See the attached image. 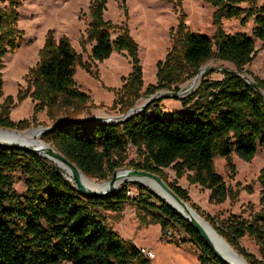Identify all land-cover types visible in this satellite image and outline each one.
I'll return each instance as SVG.
<instances>
[{
	"label": "trees",
	"instance_id": "16d2710c",
	"mask_svg": "<svg viewBox=\"0 0 264 264\" xmlns=\"http://www.w3.org/2000/svg\"><path fill=\"white\" fill-rule=\"evenodd\" d=\"M23 0H0V97L2 96V58L16 46L15 9ZM215 8L213 21L239 19L252 21L250 36L228 34L219 27L209 37L187 30L182 22L172 32V45L163 61L156 64L155 84L143 93L142 70L137 44L123 31L111 39L115 28L103 20L106 0L91 3V22L87 43L92 44L90 57L103 61L112 52H125L131 71L123 78L118 111L125 114L143 96L160 91L178 92L199 68L211 60L230 63L235 71L224 70L220 80H208L215 73L209 69L199 79L193 92L174 98L181 104L178 112H164L163 98L152 100L146 108L123 122L104 124L91 117L78 118L67 110L84 105L88 96L75 87L77 66L89 71L66 38L54 43L48 38L38 53L36 65L25 75L26 88L17 100L29 97L34 102L30 120L13 122L11 96L0 104V128L22 131L45 111L50 129L40 139L70 160L88 178L107 181L122 167L158 175L181 200L188 203L187 190L176 180L169 182L164 169L170 168L175 179L186 173L189 184L207 190L208 202L220 205L232 199L223 178L214 171L217 157L231 155L250 162L257 149L264 154V79L248 82L242 76L257 50L254 39L264 49V0H205ZM245 4L247 7H240ZM61 113V114H58ZM128 146L135 149L138 160L126 162ZM126 162V163H125ZM233 169V166L230 167ZM23 176L25 191L17 194L12 176ZM264 178V171L261 172ZM264 184V182H263ZM135 194L130 195V188ZM145 223L180 230L187 238L171 243H189L199 264H225L205 244L195 229L162 198L138 182H125L105 198H87L77 192L57 168L44 157L27 150L0 148V264H151L139 248L119 237L107 224L103 212L121 214L127 204ZM260 209L243 218L229 215H204L193 210L241 256L247 264H264V196ZM167 238V237H165ZM247 238L257 249L247 251L240 240Z\"/></svg>",
	"mask_w": 264,
	"mask_h": 264
},
{
	"label": "rangeland",
	"instance_id": "374dc122",
	"mask_svg": "<svg viewBox=\"0 0 264 264\" xmlns=\"http://www.w3.org/2000/svg\"><path fill=\"white\" fill-rule=\"evenodd\" d=\"M94 0H23L15 9L17 16L16 27L21 32L13 51L8 50L2 58V96L0 104L7 96H11L15 106L11 108L9 118L13 122L30 120L33 114L34 102L27 97L17 100L20 89L26 88L25 75L38 61V53L48 38L54 43L66 38L75 53L80 56L81 62L89 71L77 66L74 76L75 87L88 96L84 105H77L67 110L69 114L78 118L95 117L105 120L101 116L117 117L121 115L119 108L120 89L123 78L131 71V60L125 52H112L109 58L99 62L90 57L92 44L87 43V29L91 22V3ZM103 20L115 26L111 31L114 40L120 32L126 31L137 44V57L142 70L143 89L155 84L156 64L165 59L172 45V32L182 22L188 31L212 37L218 27L225 33H245L250 36L252 21L245 25L239 19H221L220 25L215 26L213 14L215 8L205 0H106ZM240 7L246 8L245 4ZM257 53L252 61L243 67L242 76L248 81L264 79V49L261 43L254 39ZM204 66L215 71L208 76V80H220L224 70L235 71L232 64L219 60H211ZM193 78L180 86L182 90L192 82ZM195 89V88H194ZM191 90V92L194 91ZM183 91V90H182ZM164 92V91H162ZM264 97V90L260 91ZM159 94L157 92L154 95ZM151 96L143 95L135 106L146 103ZM161 99V98H160ZM164 112L180 111L181 104L173 97H165L159 103ZM58 114H61L58 112ZM103 114V115H102ZM108 120V119H106ZM51 120L45 111L36 114V121L22 131L35 130L39 127L48 128ZM3 129V128H2ZM7 130V129H5ZM9 130V129H8ZM17 131V130H14ZM21 132V131H20ZM41 136V135H40ZM41 140V139H40ZM126 162L137 161L135 149L128 146ZM125 162V163H126ZM233 166V169L230 167ZM122 167L120 169H126ZM214 171L219 174L234 197L227 199L220 205L208 202L207 190L198 185L189 184L186 173L175 179L174 172L164 169L169 182L176 180L177 184L187 190L190 206L195 205L204 215H217L221 219L229 215H249L260 209L259 198L264 196V154L257 149L254 158L245 162L235 155L229 160L217 157L213 160ZM128 169V168H127ZM112 176V175H111ZM108 177V180L111 178ZM13 189L17 194L25 191L23 176L16 173L12 176ZM96 182L95 179H91ZM135 189L130 188V195ZM108 226L123 240L135 247L144 246L154 254L151 264H195L192 247L189 243H171L168 241L184 240L187 236L180 230L173 231L170 238L162 235L159 224L145 223L135 211L133 204H127L121 214L103 212ZM240 244L247 251L257 252L254 244L244 238ZM179 246V247H177ZM60 264H70L62 262Z\"/></svg>",
	"mask_w": 264,
	"mask_h": 264
},
{
	"label": "water",
	"instance_id": "95a60500",
	"mask_svg": "<svg viewBox=\"0 0 264 264\" xmlns=\"http://www.w3.org/2000/svg\"><path fill=\"white\" fill-rule=\"evenodd\" d=\"M210 68H207L206 66H202L201 68H199V70L197 71V74L193 77V87L196 88V86L199 83V79H198V75L200 73V71L202 70L204 73L207 72ZM251 82V81H248ZM190 93V91H182L181 89L174 93L171 91H160L159 94L157 95H152L146 103H143L141 105L138 106H134L133 108H131L130 110H128L125 114H121L117 117H112L110 120H100L98 118L95 117H91L93 119L99 120L100 122L104 123V124H116L119 122H123L124 120L128 119L130 116L135 115L141 111H143L147 104L149 102H151L152 100H158L160 98H165V97H173V98H183L185 96H187ZM2 129V128H1ZM48 129H50V127L48 128H43V127H39L35 130L39 131V134H43L45 131H47ZM13 131V130H12ZM40 142L44 145H46L47 147V152L46 154H41L39 151H37L35 148H29L23 145H15V144H7V143H3L0 142V148H11V149H17V150H27V151H32L42 157H44L45 159H47L51 164L54 165L53 160L61 163L62 165L66 166L71 174L73 183H70L77 192H79L80 194H82L84 197L87 198H105L106 196H108L109 194L113 193L114 191L117 190V187H114V183L115 180L119 177L118 176V172H122L124 175H126L128 178V180L124 181L125 182H138L142 185H145L144 183H142L140 180H137L135 178H148V179H152L154 180L157 185L159 186V188L164 191L170 198L171 201L174 202V204H178L181 205L183 208H187L189 207L192 211L195 212V210H193L191 208V206H189L186 202H184L183 200H181L179 198V196H177V194L175 192H173V190H171V188L158 176L155 175L153 173L150 172H145V171H138V170H133V169H117L113 172L107 186L101 188V189H97V190H92V189H88L86 188L83 183L81 182V176H85L78 168L75 164H73L70 160H68L67 158H65L63 155H61L58 151H56L54 148H52L51 146L45 144L44 142H42L40 140ZM57 170L61 173L59 167H57L56 165H54ZM62 174V173H61ZM63 175V174H62ZM64 177V176H63ZM86 177V176H85ZM122 183V184H123ZM147 186V185H145ZM150 190H152L149 186H147ZM153 191V190H152ZM154 192V191H153ZM155 194H157L156 192H154ZM157 196H159L160 198H162L160 195L157 194ZM163 199V198H162ZM169 206H171L182 218H184L187 222H189V224L195 229V231L199 234V236L204 240L205 244L209 247V249L213 252L214 256L217 257L219 260H221L222 262H224L225 264H234L232 262H229L227 259H225L213 246V244L211 243V241L209 240V238L207 237V234L205 232V230L203 229V227L197 223L196 221L190 220L188 218H186L185 216H183L170 202L166 201L165 199H163ZM196 213V212H195ZM197 214V213H196ZM198 215V214H197ZM199 216V215H198ZM206 224H208L210 226V224L208 222L205 221ZM211 227V226H210ZM219 236V235H218ZM221 240L224 242V244H226L229 248H231L227 242L221 237ZM232 249V248H231ZM235 252V251H234ZM237 254V253H236ZM238 255V254H237ZM239 256V255H238ZM241 257V256H240ZM241 259L246 262L242 257Z\"/></svg>",
	"mask_w": 264,
	"mask_h": 264
},
{
	"label": "bare ground",
	"instance_id": "6f19581e",
	"mask_svg": "<svg viewBox=\"0 0 264 264\" xmlns=\"http://www.w3.org/2000/svg\"><path fill=\"white\" fill-rule=\"evenodd\" d=\"M204 74V72L201 70L198 79ZM193 80L190 84H188L186 87H184L182 90L183 91H191L194 89L193 87ZM103 115V114H102ZM111 116H101L103 119H108ZM0 142L7 143V144H15V145H23L29 148H35L37 151H39L41 154H46L47 152V147L46 145L42 144L40 142V134L38 130H26V131H12V130H5L0 128ZM54 165L59 167L61 173L63 174L64 178L69 182L73 183L71 174L69 169L62 165L61 163L53 160ZM118 178L115 180L114 187H118L121 185L124 181L130 179L126 175H124L122 172H118ZM137 180H140L142 183L145 185L149 186L154 192H156L158 195H160L163 199L166 201L170 202L183 216L186 218L196 221L199 223L203 229L205 230L207 237L213 244L214 248L229 262H232L234 264H247L244 262L240 256L234 252L233 249L229 248L224 242L221 240V238L218 236V234L215 232V230L210 227L208 224L205 223V220L198 216L194 211H192L189 207L183 208L181 205L174 204L173 201H171V198L164 192L162 191L157 183L148 178H135ZM110 180V179H109ZM109 180L104 181V182H96L94 180L88 179L85 176H81V182L83 185L92 190H97L101 189L105 186H107Z\"/></svg>",
	"mask_w": 264,
	"mask_h": 264
},
{
	"label": "built area",
	"instance_id": "2783aa9c",
	"mask_svg": "<svg viewBox=\"0 0 264 264\" xmlns=\"http://www.w3.org/2000/svg\"><path fill=\"white\" fill-rule=\"evenodd\" d=\"M171 233H172V231L170 229H166L164 232V235H165V237L169 238ZM139 251H140V254L142 256L146 257L147 259H152L154 257V254L150 250H148L144 247H140Z\"/></svg>",
	"mask_w": 264,
	"mask_h": 264
},
{
	"label": "crops",
	"instance_id": "0c3cea01",
	"mask_svg": "<svg viewBox=\"0 0 264 264\" xmlns=\"http://www.w3.org/2000/svg\"><path fill=\"white\" fill-rule=\"evenodd\" d=\"M140 247H144V246H139V248ZM177 247H179V246H177ZM148 250H150L149 248H147ZM151 251V250H150ZM152 252V251H151ZM192 253H194V252H192ZM193 257V259L195 260V264H199V261H198V257H197V255L194 253V255L192 256ZM155 257H153L152 259H154ZM150 261H151V259H149Z\"/></svg>",
	"mask_w": 264,
	"mask_h": 264
}]
</instances>
